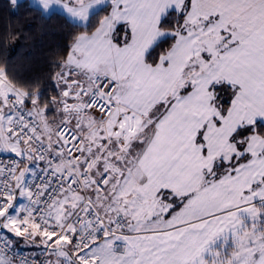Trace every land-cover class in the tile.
Listing matches in <instances>:
<instances>
[{"label":"snow or ice","instance_id":"snow-or-ice-1","mask_svg":"<svg viewBox=\"0 0 264 264\" xmlns=\"http://www.w3.org/2000/svg\"><path fill=\"white\" fill-rule=\"evenodd\" d=\"M8 4L75 31L0 64V264H264V0Z\"/></svg>","mask_w":264,"mask_h":264},{"label":"trees","instance_id":"trees-1","mask_svg":"<svg viewBox=\"0 0 264 264\" xmlns=\"http://www.w3.org/2000/svg\"><path fill=\"white\" fill-rule=\"evenodd\" d=\"M27 5L30 0H21ZM65 13L46 19L34 8L9 7L0 0V64L21 82L54 92L52 75L75 31Z\"/></svg>","mask_w":264,"mask_h":264},{"label":"built area","instance_id":"built-area-1","mask_svg":"<svg viewBox=\"0 0 264 264\" xmlns=\"http://www.w3.org/2000/svg\"><path fill=\"white\" fill-rule=\"evenodd\" d=\"M0 156H3V157H12L13 156V154H0Z\"/></svg>","mask_w":264,"mask_h":264},{"label":"rangeland","instance_id":"rangeland-1","mask_svg":"<svg viewBox=\"0 0 264 264\" xmlns=\"http://www.w3.org/2000/svg\"><path fill=\"white\" fill-rule=\"evenodd\" d=\"M33 3H36V0H33ZM66 14V13H65Z\"/></svg>","mask_w":264,"mask_h":264},{"label":"crops","instance_id":"crops-1","mask_svg":"<svg viewBox=\"0 0 264 264\" xmlns=\"http://www.w3.org/2000/svg\"><path fill=\"white\" fill-rule=\"evenodd\" d=\"M32 3H33V0H30ZM33 4H35V3H33Z\"/></svg>","mask_w":264,"mask_h":264}]
</instances>
